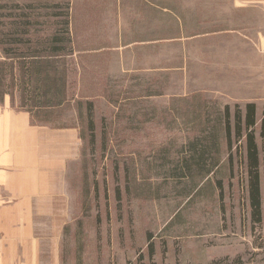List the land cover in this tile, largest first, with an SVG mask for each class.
<instances>
[{
  "label": "rangeland",
  "instance_id": "374dc122",
  "mask_svg": "<svg viewBox=\"0 0 264 264\" xmlns=\"http://www.w3.org/2000/svg\"><path fill=\"white\" fill-rule=\"evenodd\" d=\"M226 1L0 0V94L80 129L58 264H264V19Z\"/></svg>",
  "mask_w": 264,
  "mask_h": 264
},
{
  "label": "crops",
  "instance_id": "0c3cea01",
  "mask_svg": "<svg viewBox=\"0 0 264 264\" xmlns=\"http://www.w3.org/2000/svg\"><path fill=\"white\" fill-rule=\"evenodd\" d=\"M227 1L238 16L240 8H246L255 22L257 15L264 19V0ZM175 2L135 0L138 27L151 22L150 13L143 15L145 9L154 14L158 9L171 13ZM71 8L74 16L77 10L73 4ZM102 13L100 7H90L86 16L82 14L83 23L90 25L88 30L102 28ZM43 30L40 27L41 34ZM72 47L68 58L78 80L84 78L87 68L83 56L102 54L109 46L99 41L98 46L90 42ZM27 102L0 94V264H58V243L68 218L67 166L80 157L81 134L76 124L56 125L53 112L24 107Z\"/></svg>",
  "mask_w": 264,
  "mask_h": 264
},
{
  "label": "trees",
  "instance_id": "16d2710c",
  "mask_svg": "<svg viewBox=\"0 0 264 264\" xmlns=\"http://www.w3.org/2000/svg\"><path fill=\"white\" fill-rule=\"evenodd\" d=\"M149 250H150V251L152 250V245H151V244L149 245Z\"/></svg>",
  "mask_w": 264,
  "mask_h": 264
}]
</instances>
